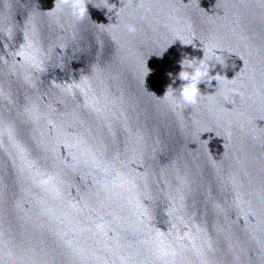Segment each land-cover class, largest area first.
Masks as SVG:
<instances>
[{
  "label": "water",
  "instance_id": "95a60500",
  "mask_svg": "<svg viewBox=\"0 0 264 264\" xmlns=\"http://www.w3.org/2000/svg\"><path fill=\"white\" fill-rule=\"evenodd\" d=\"M87 3L0 0V264H264V0Z\"/></svg>",
  "mask_w": 264,
  "mask_h": 264
},
{
  "label": "clouds",
  "instance_id": "9594fccd",
  "mask_svg": "<svg viewBox=\"0 0 264 264\" xmlns=\"http://www.w3.org/2000/svg\"><path fill=\"white\" fill-rule=\"evenodd\" d=\"M61 4L67 6L71 12V14L77 20H83L85 17H90L88 12V3L87 0H56V6L59 7ZM129 31H134L132 26H128ZM183 46H188L190 44H183ZM193 46L195 48L196 46ZM203 50V57L200 59L197 58H189L186 53H182L181 60L178 61L181 71H179L178 75L173 78L172 73H168L167 75L172 80V83L169 84L164 92V95L161 98L169 99L170 103L174 107L180 106H195L200 100L204 97L199 88L201 83L207 84L208 87H212V82L215 81L217 87L220 84L221 79H228L226 75H221L220 73H216L215 75H210V69L208 61L206 60V51ZM215 50H212V56H215ZM26 56H30L31 54L25 51ZM162 58V55L160 56ZM147 75V73H146ZM207 78V79H206ZM176 79H179L183 83L180 85L178 89H174L172 84L175 83ZM216 87V88H217ZM178 92V95L176 94ZM153 95H156L153 93Z\"/></svg>",
  "mask_w": 264,
  "mask_h": 264
}]
</instances>
